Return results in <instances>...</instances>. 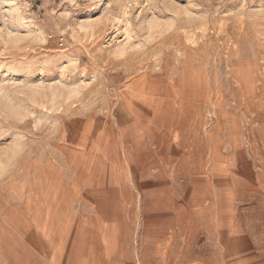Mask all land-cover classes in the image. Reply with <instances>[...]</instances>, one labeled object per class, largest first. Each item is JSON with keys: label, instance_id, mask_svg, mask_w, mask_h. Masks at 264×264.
<instances>
[{"label": "rangeland", "instance_id": "rangeland-1", "mask_svg": "<svg viewBox=\"0 0 264 264\" xmlns=\"http://www.w3.org/2000/svg\"><path fill=\"white\" fill-rule=\"evenodd\" d=\"M86 128H106L112 149L136 132L195 136L201 154L250 145L262 157H230L254 185L227 226L237 235L196 221L177 237L161 208L186 205L188 185L146 173L144 157L131 203L88 189L108 182L71 161L88 157ZM214 249L264 264V0H0V264L236 260Z\"/></svg>", "mask_w": 264, "mask_h": 264}, {"label": "crops", "instance_id": "crops-1", "mask_svg": "<svg viewBox=\"0 0 264 264\" xmlns=\"http://www.w3.org/2000/svg\"><path fill=\"white\" fill-rule=\"evenodd\" d=\"M86 130L89 132L82 135V144H85L87 140H94L88 157H72L71 161L81 172L88 173L95 170L102 172V178L108 182L107 186H99L90 181L86 184L88 189L98 193L113 194L109 199V202L113 204L131 203L135 200L136 187L126 185V181L131 178L130 170L138 169L135 165L139 157H144L143 169L146 173H151L155 169L168 178H176L178 182L186 181L188 185L189 196L186 205L178 202L176 206L172 204L161 208L162 211L170 214L167 218L178 227L177 237L180 236L183 239L184 234L188 233L187 229L184 230V226L196 225V221L205 225L211 236L213 234L211 225L225 226L228 241H232L237 235L227 226L231 225L233 212L239 211L241 203L246 201V196L252 194L254 185L251 179L236 173V164L230 157H236L239 154L246 157H262L251 149L250 145L225 147L222 152L220 151V155L216 150L201 154L196 149L195 136L185 138L183 132L175 131L172 137L164 138L162 132L159 134L136 132L127 140L125 139L126 142L123 145L112 149L105 130H100L95 138L88 137L92 132L91 129L86 128ZM196 157H209L208 174L204 178L197 173ZM214 157L225 158L217 161ZM202 185H205L204 190H201ZM245 241L255 243L252 236L250 238L245 236ZM179 252L180 256L186 254L184 251ZM255 252V249H250L246 251L248 254L243 256L244 253L214 249L205 252L204 256L236 258L232 264H251L247 258L256 256ZM161 256L168 255L162 253ZM188 256L194 259L191 263L196 264V257H201V252L196 250Z\"/></svg>", "mask_w": 264, "mask_h": 264}]
</instances>
